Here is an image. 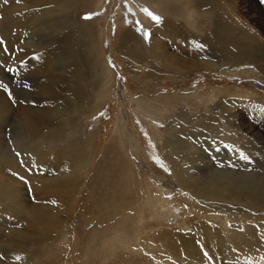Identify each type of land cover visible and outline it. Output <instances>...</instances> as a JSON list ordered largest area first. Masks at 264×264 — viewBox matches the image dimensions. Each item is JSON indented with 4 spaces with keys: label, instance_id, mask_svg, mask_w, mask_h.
Returning <instances> with one entry per match:
<instances>
[{
    "label": "rangeland",
    "instance_id": "obj_1",
    "mask_svg": "<svg viewBox=\"0 0 264 264\" xmlns=\"http://www.w3.org/2000/svg\"><path fill=\"white\" fill-rule=\"evenodd\" d=\"M151 1L84 0L79 8V30L72 15L65 16L64 12L57 21L37 17L36 28L42 31L31 36L35 47L20 57V49L24 47L27 51L23 39L31 19L22 10L24 1L0 0V92L7 95L15 111L18 103L27 106L33 103L34 108L40 109L47 101L39 90L45 81L56 79L63 87L71 85L69 74L63 69V56H72L80 49L90 67V82L100 77V67L112 75L108 88L103 87V80L102 86H98L102 75L97 80L105 97L99 110L95 112L98 107L93 106L99 90L90 82L87 107L82 109L84 136L92 138L93 153L89 155V171L84 172L83 165L77 170L85 177V181H80V199L73 212L58 209L52 212L67 222V235L42 247L29 244V254L24 260L38 259L39 264H210V258L208 263L198 248L192 256L187 254L189 247L195 248L202 241L201 233L208 231L210 220L209 214L203 216L192 208L197 201L182 192L163 157L160 139L168 127L182 146L201 153L204 162L199 163L200 169L192 168L195 177L209 175L235 185L246 179L254 183L257 192L264 188V0H208L205 8L198 4L200 0ZM150 12L162 17V23H154ZM167 22L169 28L165 27ZM177 26L184 36L175 33ZM128 31L135 40H122ZM61 39L67 40L71 47L60 55L56 50ZM229 40L233 45L231 54L235 49L249 53L229 58L224 51ZM92 44L97 52L94 57L89 50ZM155 44L178 59L175 65L180 70L163 69V62L153 57ZM183 50L188 55L180 56ZM93 60L99 63L97 70ZM188 61L193 64L188 66L187 63L191 64ZM225 63L228 72L219 69ZM70 80L73 82L74 78ZM56 90L60 92L59 88ZM67 98L65 115L72 116L75 108L71 97ZM208 105L211 113L207 112ZM185 113L189 114V120ZM200 113L202 120H197L196 114ZM221 114L228 116V128H223L225 119ZM182 116L187 120H173ZM53 121L58 123L55 118ZM200 122L209 129L207 134L212 143L194 133L196 123ZM12 123L11 118L2 123L1 137H17L16 125ZM182 126H188L190 131L182 130ZM233 131L238 135L232 134ZM227 146L237 152H230ZM8 153L7 160L13 165L4 171L18 181L27 204H39L41 195L36 190L58 169L52 163L40 165L31 155L24 156L11 148ZM1 179L0 176V182ZM159 190L165 196V205L157 202L155 193ZM259 197L264 200V196ZM242 200L226 205L209 203L221 211L214 221L231 218L228 231L237 246L229 250L224 233L211 223L216 239L223 240L218 252L212 248L213 264H264V209L260 206L253 210L263 221L259 223L260 218L247 221L241 211L249 208ZM24 203L18 205L17 219L11 217L8 222H0V264L21 262L15 251L7 248L8 234L13 229L20 227L23 233L41 231L27 225L28 210ZM13 255L15 260L11 258Z\"/></svg>",
    "mask_w": 264,
    "mask_h": 264
},
{
    "label": "bare ground",
    "instance_id": "obj_2",
    "mask_svg": "<svg viewBox=\"0 0 264 264\" xmlns=\"http://www.w3.org/2000/svg\"><path fill=\"white\" fill-rule=\"evenodd\" d=\"M22 1H24V4L22 3L24 5V8H22V10L24 11V15L28 16L31 19V22H30V25L28 26V29L26 30V33L24 34V39H23L24 44L27 47V51L26 49H23L24 47L20 49V53H19L20 57H23V55L28 54L30 52L31 47H35L34 42L31 40V36L37 31H42V29L36 28L37 17H39L38 20L39 19L40 20L41 19H45V20L52 19V20L57 21L58 17L64 16V14H62V12H64L65 16L68 14L72 15L74 24L75 26H77L79 30L81 21L79 20L78 14H79V8L82 5V2H84V0H22ZM146 1L147 2L149 1V3L152 2L151 0H146ZM203 1L204 2L200 0L201 3H198V4H200L201 7L202 5H205L203 6L205 8L206 6L209 5V3L207 2L208 0H203ZM28 2H30V4ZM196 7L198 8L199 5ZM204 8L202 9L204 10ZM207 9H205L204 11H206ZM56 12H58L59 14H56ZM164 24H165V27L168 25L167 28H169L170 26L169 22L164 23ZM43 26L47 28L48 26L50 27L49 24H44ZM174 29L177 35L181 34V36H184V34L179 30L178 26L174 27ZM66 32L69 33L68 31ZM66 32H62V33H66ZM130 33L132 35L129 36ZM130 33L128 31V33L123 36L122 40L127 41L130 38H132L131 40L133 39L135 40L136 37L134 38V34L132 32ZM72 35H75V34L72 33ZM225 37L229 39L228 36L225 35ZM189 38L190 37L188 36L185 39L188 40ZM231 41L229 40L228 42L225 43L227 44L226 47L223 45L224 51L229 53V56H228L229 58H237V57L240 58L241 56H243L244 54L243 52L249 53V50L248 52L246 50H244L243 52H239V49H235L236 51L234 52V54H231L232 47H233ZM68 47H71L70 43L67 42V40L65 39H61L59 42V48H57L56 53L58 54V52H60V55H61L63 50L68 49ZM239 47H240V43L238 42L237 48ZM89 50L91 52V57L92 55L94 57L95 55L94 53H97L95 51L96 50L95 44H92ZM82 53L83 52L80 49L79 51H76L74 54H72V56L71 55L68 57L63 56V62H62L63 69H64V72L66 73L68 72L69 78L67 79L70 81L71 85L63 87L62 86L63 84L60 85L61 83L59 84L58 80L56 79L52 81H45L41 85L39 90L42 95L47 96V101L43 103L40 109L34 108L32 106L33 103H31V106L18 103L17 104L18 109L15 111L10 105V103L8 102L7 95L3 94V92L2 93L0 92V126L3 125L2 123L7 122V120H10L11 118L13 120L12 124L16 125L15 127L17 131V137L9 136L6 138V137H1L0 135V141H2V143L0 142L1 143L0 144V168H3V170H0V176L2 178L0 182V222H3L4 220L8 222V219H10L11 217L17 219V216H19L18 214L20 213L18 205L20 203H24L23 201H25V199H23L22 197L24 196V192L18 186V181H16L12 175L4 171L5 169L11 168V166L13 165L10 162H8L10 157H9V153L7 154V151L10 150V148L12 149V151L16 150V152L24 156L31 155V157L36 159V161L40 165H43L46 167L47 163H52L55 165L54 167L58 169V172L55 175L53 174L52 176L46 177L44 183L38 187V190H36L37 188H35L37 193L41 195L39 204L36 203L33 206H31L29 205V203L27 204L26 201H25L26 204L24 203L25 206H27L26 211L28 210V213L26 214V219L28 221L27 225L29 224L30 228L33 227L34 229L41 230V231H39L38 233L32 232L33 234L31 232L23 233L21 230L18 229L20 227H18L16 229H13L12 232H10V234L7 233L9 236L7 239L10 241L9 242H7L8 240L6 241L9 247L7 246V243H6V246L8 249L11 248L12 250H14L15 255L21 258V262H19V264H39L38 259H36V261H33L31 259L32 260L31 262L28 261V258L27 260L22 259L25 256H28L29 254V250H27V248L29 247V244L31 246L36 245V246L42 247L50 240L61 239L64 237V235H67L65 231L67 222L62 218L60 219L54 216L52 212L53 210L55 212L56 209H58L60 212L61 210L62 211L68 210L67 212L74 211V207L76 206L75 203L77 202V200L80 199V196L82 193L80 181L81 182L85 181L84 179L85 177L82 176L81 173L78 172L77 170L80 168L81 165H83L84 167V172H87V170L89 171L91 167V161L89 159V155L93 153V146H92L93 143H92L91 137L86 138L84 136L85 135L84 134L85 125H84L83 115H82L83 114L82 109L83 108L86 109L87 107L86 97L90 96L87 94L90 92L88 90L90 87L89 85L90 81L88 80V78H89V74H91V71H90V67L87 66L88 63L87 64L85 63L84 55ZM182 53L183 55H180V56L188 55L187 51L183 50ZM70 57L72 58V60L70 59ZM153 57L156 60L158 61L161 60L163 62L162 64L164 65L163 69L167 67L168 69L174 70V71H176L175 69L180 70V68H178L175 65L178 59L169 55L165 51V49L160 47L159 44H155L154 46ZM69 60H70V64L68 66L67 63L69 62ZM188 62H191V64L187 63L188 66L193 64V61H188ZM226 63L220 64L219 65L220 67L217 65H214V66L219 67V69L224 68L223 70L225 72H228V68L225 69L224 67L227 65ZM71 64L72 66H71V70L69 73L68 67H70ZM92 64L94 65V68H96L97 70V67H98L97 64L99 63L93 60ZM212 69L217 71L218 68H212ZM106 70L104 69V67L103 68L100 67L98 69V72H100V77L102 75L101 77L102 79L99 80L100 78L99 77L96 80H94L93 83L90 82L94 85V87L97 86V80H99L98 86L99 84H101L102 86V80H103L104 88L106 87L108 88L112 85L111 72L109 70H107L106 72ZM105 75H107V77H106V80L104 81L103 77ZM71 77L74 78L73 82L72 80H70ZM77 81H79V83H77ZM56 83L57 85L54 86V84ZM65 84H69V82ZM98 86H97V90L99 91H96V94L94 95L93 106L98 107V109L95 112L99 110V108L101 107L100 105L102 104V101L105 98L104 95H102L101 93V91L103 90V87L99 89ZM56 88H59L60 92H58ZM68 95L71 97L70 101L74 105L71 104L70 102L69 103L72 105V107L75 108V112H76L72 116L65 115V112L68 111L67 110L68 98L67 100H65V98ZM10 97L14 98L12 95H10ZM210 107L211 105L210 106L208 105L206 107L208 113L212 112L211 109L209 110ZM192 115L194 114L192 113ZM196 115H197L196 117L197 120L201 119V115L203 116V114L201 113L200 115L199 114H196ZM188 116L189 114L187 115V117ZM220 117L225 119V120H222L223 126H224L223 128H228L227 126L228 116L221 114ZM53 118H55L56 121H58L57 124H55V122L53 121ZM179 119L181 121L187 120V118L183 116L181 118H178V117L173 118V120L176 122ZM188 120H189V117H188ZM224 122L226 123V125H224ZM196 125L198 126L195 127L196 129L194 130V133L196 132V134L200 135V137L203 138L205 141L212 143L211 141H213V139L209 136V134H207L209 133V129L206 128L204 125H201V122L196 123ZM187 127L188 126H184V127L182 126V130H189L190 128H187ZM189 127H191L190 124H189ZM232 134L236 136L238 135L234 133V131ZM174 137L176 138V133H174L171 130V128L168 127L164 133V137L160 139L161 146L163 148V157L168 160L170 168L172 169L173 177L178 182V185L180 186L179 188L182 190V192L190 195L194 200L197 201V203H195L194 205L195 207H193V204H192V208L197 210L198 213L203 216H207L209 214V220L210 221L212 220L211 222L209 221V225H207L208 231L201 233L202 238H203L202 241H198V244L196 245L195 248L189 247L187 250V254L192 256L194 251L198 248L201 251L202 256L206 259V261H208L209 263V258H210L211 260L210 264H213L214 255L212 254V248L216 249V252H218V247L220 244L223 243V240L220 239L218 241L216 239L215 237L216 232L212 229L211 223H215L217 225L218 230L224 233L225 239L229 242V244H227L229 250L236 249L237 246L232 241L230 237V231H228V228L231 225L230 223L231 218H228L227 220H221L219 222L214 221L213 219L216 218V215H220L221 211L218 209H217L218 211L215 210L214 208L209 206V203L214 202L220 205L222 204L226 205L230 201H241V199H243L242 201H245L247 207L249 208L246 211H241L244 218L247 221L248 219H253V220L258 221L257 218H260L259 220V223H260V221H263L262 220L263 217H259L258 216L259 214L254 213L253 210L257 209V207L260 208V206L264 209V205H263L264 200H261L259 197V196H264L263 194L264 188L257 192L254 188V183H250L246 179H245L246 182H244L239 177H237L239 178L238 180H241L242 182L241 181L235 182L236 185L231 182L230 183L223 182L222 178L217 179L216 177H212L209 175L207 177L200 175L201 178L195 177L196 175L192 174V168L197 167L200 169L201 166L199 163L204 162V160L202 159V155H200L201 153L200 154L195 153V149L188 150V147L182 146L178 142L177 140L178 138L175 139ZM84 140H87V141L85 142ZM63 142H65V144H60ZM217 143L220 145L219 142ZM227 147H228V150H230V152L232 153L237 152V150L234 147L232 146H227ZM193 163H195L198 166L196 165L194 166ZM224 174L226 173H223V175ZM254 175H252V177ZM252 182H254V180ZM160 192L161 191L159 190L158 192L155 193V196L158 199L157 202L159 204L165 205L166 203L165 196L162 192L161 193ZM167 204L169 205L170 203H167ZM226 210L227 209H225V211ZM251 213L253 215H251ZM253 220H250V222ZM209 226L211 228H209ZM226 240H224V243L226 242ZM204 241L209 243L211 247L208 248ZM145 242L148 243L149 241L146 239ZM15 255L11 257L13 258V260H15L14 259ZM216 261L219 262V260H216Z\"/></svg>",
    "mask_w": 264,
    "mask_h": 264
},
{
    "label": "snow or ice",
    "instance_id": "obj_3",
    "mask_svg": "<svg viewBox=\"0 0 264 264\" xmlns=\"http://www.w3.org/2000/svg\"><path fill=\"white\" fill-rule=\"evenodd\" d=\"M5 2H6V0H5ZM149 15L153 19L154 23H156V24L162 23V17H160L158 14H154V13L150 12ZM147 34L149 35V38H150V35H151L150 32ZM9 94H10V92H9Z\"/></svg>",
    "mask_w": 264,
    "mask_h": 264
}]
</instances>
